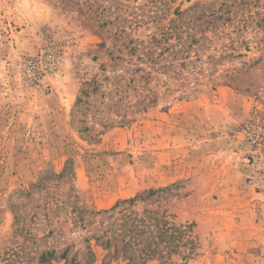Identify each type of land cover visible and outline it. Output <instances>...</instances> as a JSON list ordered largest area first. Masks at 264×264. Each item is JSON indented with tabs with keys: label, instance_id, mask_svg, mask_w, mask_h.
<instances>
[{
	"label": "rangeland",
	"instance_id": "obj_1",
	"mask_svg": "<svg viewBox=\"0 0 264 264\" xmlns=\"http://www.w3.org/2000/svg\"><path fill=\"white\" fill-rule=\"evenodd\" d=\"M137 194L162 264H264V0H0V264H124Z\"/></svg>",
	"mask_w": 264,
	"mask_h": 264
},
{
	"label": "trees",
	"instance_id": "obj_2",
	"mask_svg": "<svg viewBox=\"0 0 264 264\" xmlns=\"http://www.w3.org/2000/svg\"><path fill=\"white\" fill-rule=\"evenodd\" d=\"M156 192L150 189L147 196ZM147 196L137 194L103 211L109 214L110 225L104 230L102 243L108 255L121 258L124 264H162V259H172L185 245L182 241L185 230L182 225L169 221L166 211L131 209ZM96 240L99 241L100 237Z\"/></svg>",
	"mask_w": 264,
	"mask_h": 264
}]
</instances>
